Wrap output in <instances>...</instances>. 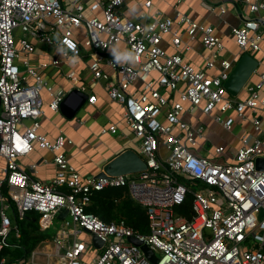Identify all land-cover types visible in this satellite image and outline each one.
I'll return each mask as SVG.
<instances>
[{
	"label": "built area",
	"instance_id": "2783aa9c",
	"mask_svg": "<svg viewBox=\"0 0 264 264\" xmlns=\"http://www.w3.org/2000/svg\"><path fill=\"white\" fill-rule=\"evenodd\" d=\"M85 1L71 0L66 6L63 0H0V160L6 162L0 186L7 183L10 198L0 195V251L8 245L12 232L21 235L9 215L13 202L21 219L29 210L38 211L42 229L51 228L60 210H68L43 248L35 250L25 263L14 264H84L88 245L93 242L97 246L95 236L103 245L97 246L102 252L94 255L92 264H264V170L257 167V159L264 158V115L259 113L264 112V72L257 67L238 94H230L225 81L232 62L218 55L224 44L212 26L196 22L181 9L185 0L173 1L175 17L158 11L153 19H149L153 0H144L146 11L135 19L120 12L128 0H96L89 8ZM240 2L253 16L235 27L233 34L242 52L254 56L261 50L264 0ZM206 6L211 11L219 8L226 12L224 4ZM87 9L94 14L87 16ZM100 10L101 15L96 14ZM175 24L185 26L191 38L201 34L203 46L214 50L204 68L184 60L179 51L183 42ZM77 28L85 29L82 40L75 36ZM17 30L23 34L19 39ZM165 34L173 36L178 52L169 54L162 47ZM31 38L58 46L65 59L88 55L92 84L111 78L105 65L116 72L118 83H107V91L124 106V118L133 137L140 141L145 170L105 177L83 175L63 152L71 139L59 136L52 141L39 133L44 114L42 91L51 95L54 111L61 109L66 92L56 90L44 77L43 70L58 66L59 58L38 68L31 66L29 54L35 50ZM121 42L127 45L131 63L120 62L109 53L111 46ZM217 61L219 74L209 76L207 70ZM154 73L156 80L152 79ZM68 76L76 84L75 71ZM137 81L142 82L143 89L138 96L130 92ZM162 88L178 91L179 100L170 103ZM81 89L87 90L86 86ZM243 93L247 96L240 97ZM96 98L94 94L87 99L94 103ZM197 108L205 114L219 110L213 118L226 130L234 123L230 112L244 117L245 111L252 109L257 112L252 124L258 135L243 133L233 160L215 161L196 151L206 137V128L182 119V114ZM117 130L113 124L102 131ZM161 143H165L166 156H161ZM35 146L56 153L58 171L50 181L33 178L18 163V158ZM214 151L222 154L224 147L215 146ZM113 187L125 188L145 208L148 232L122 218L106 222L87 210L94 192ZM189 195L193 196L189 210L177 211ZM85 234L90 238H83ZM132 237L147 245L156 259L134 244ZM6 262L5 257L0 259V264Z\"/></svg>",
	"mask_w": 264,
	"mask_h": 264
},
{
	"label": "crops",
	"instance_id": "0c3cea01",
	"mask_svg": "<svg viewBox=\"0 0 264 264\" xmlns=\"http://www.w3.org/2000/svg\"><path fill=\"white\" fill-rule=\"evenodd\" d=\"M63 1L67 6L71 0ZM94 1L96 0H86V7L89 8V5ZM173 1L174 0H153L152 8L149 10V19H153V16L157 15L158 11H161L165 16L175 17L176 10ZM207 3L216 5L224 4L226 12L221 13L219 8L215 11H211L206 6ZM180 7L196 22L213 27L214 33L224 44V48L218 55L221 58L230 60L233 68L236 62L245 53L242 52L238 45L233 34V29L241 25L244 19L253 16L248 6L242 4L240 0H185ZM144 11H146L144 0H128L120 8V12L123 16L132 19H135L139 13ZM85 14L91 16L94 12L87 9ZM96 14L101 15V10L96 12ZM175 29L179 30L182 38L183 45L179 51L184 60L198 68H204L206 61L212 58L214 50L207 49L203 46L201 34H197L195 38H191L185 26L175 24ZM74 32L78 39L82 40L83 36H85L84 28H77ZM22 36V32L17 30V39ZM30 41L35 46V50L29 54L31 66L38 68L43 62H50L53 58H59L61 60L58 66H49L48 69L43 70L44 77L56 90H65L66 97L68 96L67 102L71 106H75L80 101V96L73 92L76 89L84 92L89 97L94 94L97 96L94 103H90L89 99L84 103V105L88 104L87 110L91 112L92 116L85 112L80 113L83 105L73 118H69L61 109L59 111L51 109L50 104L52 97L49 92L44 89L42 91L44 114L40 119L41 126L39 128V133L45 134L52 141L59 136L71 139L72 142L67 143L63 147V152L66 153L72 165L83 175H98L108 162L126 149H134L143 158L140 151V143L139 146L136 145L137 147L133 145L134 141H140L133 137L132 130L124 118L123 104L112 99L107 91V83L112 85H117L118 83L116 72H114L110 66L105 65L104 70L110 74L111 78L109 80L100 79L92 84L93 73L89 68L88 55L65 59L62 49L58 46H52L46 41L35 38H31ZM161 45L169 54L178 52L173 45V36L171 34L163 35ZM260 45L261 50L255 52L254 56H252L258 61V71L264 72V26L263 38ZM109 53L120 62L131 63L129 50L127 45L123 42L111 46ZM22 58H27L26 54H22ZM215 64L216 66L214 68L207 70L209 76L213 77L219 74L221 70L220 62L217 61ZM25 69L26 67L22 65V70ZM72 71H75L77 75L76 84H74L73 80L68 76ZM157 77L158 75L156 73L152 75L153 80H156ZM29 80L31 81V79ZM82 86H86L87 90L83 91L81 89ZM142 90V82L137 81L131 86L130 92L138 96ZM161 91L169 98L170 103L179 100L180 94L178 91L170 90L169 88H162ZM245 96H247L246 93L240 95V97ZM48 111H50L51 114L47 116ZM216 112L219 113V110H215L211 114H205L200 108H197L194 112L182 114V119L194 126L202 125L206 128V137L200 142V145L197 146L196 151L218 162H231L238 148L240 136L246 132L254 136L258 135V132L254 129L252 124V117L256 115L257 112L252 109H247L244 117L239 116L235 111L230 112L229 115L234 117L231 130L224 129L214 120L213 115ZM259 113L264 115L263 111H259ZM56 115H60L63 120L66 119L67 123L61 124V122H58L51 124L50 121H52ZM161 119L166 121L164 114L161 115ZM113 124L118 127L116 133H112L111 131L104 133L102 131L103 128H109ZM216 131H220L223 136L217 135ZM207 143L210 145L212 144V146L207 148L205 145ZM215 146H223L224 152L222 154H216L214 151ZM160 153L161 156H166L168 154L165 143H161ZM55 155L56 153L51 150L35 146L32 152L20 156L18 158V163L24 170L31 174L33 178L50 181L58 171V166L54 161ZM1 163L3 165H0V171L4 173L3 169L6 166V162L4 159H1L0 164ZM1 187L2 186H0V188ZM12 213L13 211L10 210V217ZM65 217H67V215ZM63 220H60L61 223ZM53 236L52 234V236L46 240L51 239ZM46 240L40 243L33 252L42 247Z\"/></svg>",
	"mask_w": 264,
	"mask_h": 264
},
{
	"label": "trees",
	"instance_id": "16d2710c",
	"mask_svg": "<svg viewBox=\"0 0 264 264\" xmlns=\"http://www.w3.org/2000/svg\"><path fill=\"white\" fill-rule=\"evenodd\" d=\"M0 194L8 199V186L4 183L0 188ZM193 196L189 195L187 201L177 207V211L189 210ZM11 202V200H9ZM12 204V223L20 229L21 235L17 237L14 232L8 237V245L0 251V259L5 257L6 264L25 263L30 259L33 250L44 240L52 236L40 226L41 214L36 210H29L21 219L17 214L16 206ZM183 206V207H182ZM1 207V201H0ZM88 211L94 212L102 220L111 222L125 219L126 223L146 233L149 231V218L144 207L134 201L126 192L125 188L113 187L96 191L92 195V201ZM188 213V212H187ZM1 222V217H0Z\"/></svg>",
	"mask_w": 264,
	"mask_h": 264
},
{
	"label": "water",
	"instance_id": "95a60500",
	"mask_svg": "<svg viewBox=\"0 0 264 264\" xmlns=\"http://www.w3.org/2000/svg\"><path fill=\"white\" fill-rule=\"evenodd\" d=\"M257 67V59L250 53H244L233 66L228 79L225 81V87L227 88L229 93L233 96L237 95ZM73 92L77 93L80 96V101L78 102V104H76L75 106H71L67 102L68 96L65 97L64 101L61 104L62 112L69 118H73L75 116V114L80 110V108L84 105L85 101L88 98L85 93H82L77 89ZM257 167L264 170V158L260 157L257 159ZM146 168V162L134 149H126L118 154L115 158H113L110 162H108L103 167L102 171L99 172L98 176L105 177L107 174L125 175L139 172L145 170ZM67 213L68 210L66 208H63L59 211L57 219L63 220ZM263 213L264 210L262 209L261 215ZM130 240L134 244L139 245L151 258L156 259L154 252L151 251V249L147 245L143 244L135 237L130 238ZM95 244L98 247H101L103 245V241L95 236Z\"/></svg>",
	"mask_w": 264,
	"mask_h": 264
},
{
	"label": "rangeland",
	"instance_id": "374dc122",
	"mask_svg": "<svg viewBox=\"0 0 264 264\" xmlns=\"http://www.w3.org/2000/svg\"><path fill=\"white\" fill-rule=\"evenodd\" d=\"M87 108H88V104H85L83 106V108H82L80 113H84L85 112V113H88L90 116H92L91 112L88 111ZM47 110H48V108H47ZM50 114H51V112L48 111L47 116L50 115ZM58 122L59 123L61 122V124H65V123H67V120L66 119L63 120L60 117V115H56L55 118L52 121H50L51 124L58 123ZM216 134L219 135V136H223V134L220 131H216ZM133 143H134L133 145L139 146L140 142H137V141L135 142L134 141ZM205 145H206L207 148L212 146V144L210 145L208 143L205 144ZM0 165L2 166L3 164L1 163ZM4 178H5V173H2L0 171V180H3ZM60 225H61V221L59 219H57V217H55L54 224L52 225L51 229H49V231L54 235L56 233V231L59 229ZM84 236L85 237H83V238H90V236L87 235V234H85ZM88 248H89V250L85 253V255H84L83 259H82L84 264H92V258L94 257V255L99 254V253L102 252V249H100L97 246H95L93 242H91V244L88 245ZM43 260L45 261V259H43Z\"/></svg>",
	"mask_w": 264,
	"mask_h": 264
},
{
	"label": "snow or ice",
	"instance_id": "6c2138e0",
	"mask_svg": "<svg viewBox=\"0 0 264 264\" xmlns=\"http://www.w3.org/2000/svg\"><path fill=\"white\" fill-rule=\"evenodd\" d=\"M237 195H239V194H237Z\"/></svg>",
	"mask_w": 264,
	"mask_h": 264
},
{
	"label": "clouds",
	"instance_id": "9594fccd",
	"mask_svg": "<svg viewBox=\"0 0 264 264\" xmlns=\"http://www.w3.org/2000/svg\"><path fill=\"white\" fill-rule=\"evenodd\" d=\"M71 46V45H70Z\"/></svg>",
	"mask_w": 264,
	"mask_h": 264
}]
</instances>
